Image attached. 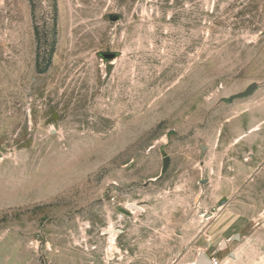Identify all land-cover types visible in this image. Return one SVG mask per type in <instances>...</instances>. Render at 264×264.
I'll use <instances>...</instances> for the list:
<instances>
[{
    "label": "rangeland",
    "instance_id": "obj_1",
    "mask_svg": "<svg viewBox=\"0 0 264 264\" xmlns=\"http://www.w3.org/2000/svg\"><path fill=\"white\" fill-rule=\"evenodd\" d=\"M235 199L205 255L264 264V0H0V264H188Z\"/></svg>",
    "mask_w": 264,
    "mask_h": 264
},
{
    "label": "crops",
    "instance_id": "obj_2",
    "mask_svg": "<svg viewBox=\"0 0 264 264\" xmlns=\"http://www.w3.org/2000/svg\"><path fill=\"white\" fill-rule=\"evenodd\" d=\"M237 199H235L234 203H228L227 201H222L219 205L220 207L224 208L217 216L211 217V215H205V218H208L210 220L208 226L206 227V231L204 232V236L206 237L207 233L209 235L207 236L208 239L206 241V249L203 251H199L197 258H195L194 261L188 264H211V258L216 259V257L212 256L207 257L205 252L207 250H212L213 252L218 247L220 250H227L232 246V244H236L237 241H240V235L241 230L249 224L250 217L246 216L245 210L250 211L249 205L246 204L245 208L242 207L243 205H238L235 202ZM133 208L132 206H130ZM148 205H144V207H141L140 210L148 209ZM117 233L123 234V231H116ZM212 238H216L215 240ZM201 235L196 236L192 239V242L189 245L188 249H191V247H194L197 245L198 242H200ZM165 242V241H163ZM202 254V258H199ZM183 256V255H182ZM180 256V257H182ZM232 256V254H231ZM204 257V259H203ZM217 260V259H216ZM133 264H163L162 261L157 260H150V263H148V260L141 254H138V259H134ZM182 262V259L179 258L178 260H175V264H178ZM207 262V263H206ZM209 262V263H208Z\"/></svg>",
    "mask_w": 264,
    "mask_h": 264
},
{
    "label": "water",
    "instance_id": "obj_3",
    "mask_svg": "<svg viewBox=\"0 0 264 264\" xmlns=\"http://www.w3.org/2000/svg\"><path fill=\"white\" fill-rule=\"evenodd\" d=\"M118 18L117 17H112V21H116ZM113 56L112 55H109V56H106L107 59H111ZM258 89V85L256 83H253L251 84L250 86H248L245 91L241 92V93H238L236 95H233L231 96L230 98L228 99H225V101L227 103H232L233 101L235 100H240V99H245V98H248L250 97L256 90ZM168 167H169V157H165L163 159V166H162V173H161V176H163L166 171L168 170ZM144 207V206H143ZM199 258H202V254L200 255ZM204 259V257H203ZM207 263V262H206ZM209 263V262H208Z\"/></svg>",
    "mask_w": 264,
    "mask_h": 264
},
{
    "label": "bare ground",
    "instance_id": "obj_4",
    "mask_svg": "<svg viewBox=\"0 0 264 264\" xmlns=\"http://www.w3.org/2000/svg\"><path fill=\"white\" fill-rule=\"evenodd\" d=\"M130 206H132L133 208H137L136 205H130ZM113 240H114V237H111V238H110V243H111V245H113Z\"/></svg>",
    "mask_w": 264,
    "mask_h": 264
},
{
    "label": "built area",
    "instance_id": "obj_5",
    "mask_svg": "<svg viewBox=\"0 0 264 264\" xmlns=\"http://www.w3.org/2000/svg\"><path fill=\"white\" fill-rule=\"evenodd\" d=\"M210 263L211 264H219V262L216 259H214V258H211Z\"/></svg>",
    "mask_w": 264,
    "mask_h": 264
}]
</instances>
